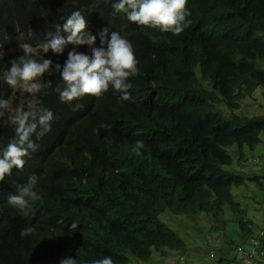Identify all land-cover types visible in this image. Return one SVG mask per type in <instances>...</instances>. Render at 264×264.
<instances>
[{
  "label": "trees",
  "instance_id": "obj_1",
  "mask_svg": "<svg viewBox=\"0 0 264 264\" xmlns=\"http://www.w3.org/2000/svg\"><path fill=\"white\" fill-rule=\"evenodd\" d=\"M113 2L0 0L2 48L42 45L57 25L66 37L62 25L79 10L97 36L96 46L101 29L119 32L132 43L139 69L129 77L134 99L128 101L110 86L99 98L61 102L55 90L64 87L60 74L41 78L52 85L35 94V103L53 112L52 130L33 136L37 151L25 158L22 170L14 168L0 181V264H59L64 257L77 264L105 257L129 264L128 252L148 260L154 252L185 249L159 220L166 210L205 214L216 222L226 205L245 212L231 190L246 178L224 166L234 160L228 148L237 146L244 157V147L256 148L264 133V115L236 113L243 99L258 89L264 93V68L258 64L264 61V0H187L191 23L178 36L130 22ZM73 47L91 54L88 45H68L61 55L40 51L35 58L63 67ZM22 54L0 58V98L11 100L13 89L2 74ZM217 106L230 114L224 117ZM14 135L7 116L0 119V148ZM137 140L144 142L140 155L132 151ZM33 174L41 200L24 216L8 196ZM248 223L240 222L244 233ZM25 227L36 231L22 237Z\"/></svg>",
  "mask_w": 264,
  "mask_h": 264
},
{
  "label": "clouds",
  "instance_id": "obj_2",
  "mask_svg": "<svg viewBox=\"0 0 264 264\" xmlns=\"http://www.w3.org/2000/svg\"><path fill=\"white\" fill-rule=\"evenodd\" d=\"M104 2L107 3L108 0ZM186 5L187 0H114L111 6L115 12L124 13L132 23L178 36L191 23L186 19L190 15ZM62 29L68 33L66 37L60 35L61 26L57 25L56 34L53 36L50 33V38L42 45L21 44L19 51L23 54L9 61L10 67L3 71V82L9 85L13 92L20 93L21 97L25 96V93L34 96V102L22 98L19 104H14L12 100L0 98V119L7 116V123L13 126L15 131L14 137L7 145L0 148V181H3L6 176H11L14 168L22 170L25 166V158L37 151L39 145L33 136L40 139L52 130L53 112L46 107H38L35 103V94L52 85L51 80L42 83L41 78L45 73L60 74L64 87L57 86L55 90L59 93L61 102L70 103L85 95L99 98L108 92L110 86L120 94L121 101L134 99L129 92L133 85L128 81L129 77L138 75L139 69L133 45L128 39L117 31H111L109 34V28L105 27L98 33L100 46H96L97 36L87 30V21L79 10L71 13L62 25ZM68 45H88L91 54L79 52L76 47H73L68 51L63 67L56 63L54 68L51 59L35 58L40 51L46 54L51 50L53 54L61 55ZM4 54L0 46V58ZM262 94H264L263 91ZM100 127L110 128V125L101 124ZM143 148L144 142L137 140L132 151L140 155ZM241 158L245 159V155ZM255 161L258 163V160ZM37 184L38 176L35 174L29 176L26 183L16 186L15 194H9L8 203L24 216H28L33 205L41 200L35 190ZM239 214L242 217L245 212ZM248 221L245 220V222ZM251 225H253L252 221H249V233H244L247 227L244 230L240 225L245 236L251 234ZM35 231L34 227H25L20 235L29 236ZM208 242L211 243L213 240L209 238ZM246 243L247 246L236 248L240 258L224 257L221 264H261L264 258V225L260 233L249 236ZM209 257H213L212 252ZM183 260V256L179 257L180 264ZM59 264H77V261L73 257H64ZM91 264H114V261L111 257H105L94 260Z\"/></svg>",
  "mask_w": 264,
  "mask_h": 264
},
{
  "label": "rangeland",
  "instance_id": "obj_3",
  "mask_svg": "<svg viewBox=\"0 0 264 264\" xmlns=\"http://www.w3.org/2000/svg\"><path fill=\"white\" fill-rule=\"evenodd\" d=\"M19 50H21L20 45L3 48L4 56ZM258 64L264 68V61H258ZM197 73L200 76L199 69ZM13 93L11 100L14 104H19L22 98L34 102V96L25 93V96L21 97V94L16 91ZM216 110L220 111L224 117L230 114V111L223 106H217ZM236 113L248 117L264 115L262 90L258 89L253 98L243 99L241 108ZM228 150L234 162L224 167L246 178L243 186H233L231 190L234 201L245 210V217L234 213L227 205L224 207L225 215L221 222H216L205 214L183 216L174 215L166 210L159 215V220L178 234L186 245L185 250L170 252L165 249L164 255L154 252L148 260L138 259L128 252L129 264H180L181 256L184 258L181 264H221L224 257L240 258L236 252L237 246H247V238L259 234L264 225V133L256 148L244 147L245 159L241 158L237 146L230 147ZM255 160H258V163ZM243 220L252 221L253 224L251 234L246 236L240 226V221ZM209 238L213 242L209 243ZM210 252L213 253L212 258L209 257Z\"/></svg>",
  "mask_w": 264,
  "mask_h": 264
},
{
  "label": "crops",
  "instance_id": "obj_4",
  "mask_svg": "<svg viewBox=\"0 0 264 264\" xmlns=\"http://www.w3.org/2000/svg\"><path fill=\"white\" fill-rule=\"evenodd\" d=\"M261 264H264V258H263V260H262Z\"/></svg>",
  "mask_w": 264,
  "mask_h": 264
}]
</instances>
